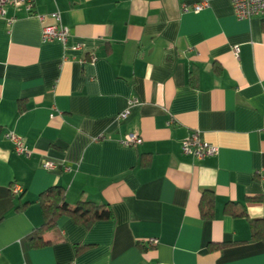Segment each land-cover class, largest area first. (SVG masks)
Segmentation results:
<instances>
[{"label":"crops","instance_id":"0c3cea01","mask_svg":"<svg viewBox=\"0 0 264 264\" xmlns=\"http://www.w3.org/2000/svg\"><path fill=\"white\" fill-rule=\"evenodd\" d=\"M4 11L0 264H264V18L238 20L230 0H37L32 15ZM57 12L66 45L42 39ZM131 133L142 145H121ZM194 133L218 153L183 154ZM55 187L69 206L95 202L113 219L86 228L64 216L49 245L33 248L39 197Z\"/></svg>","mask_w":264,"mask_h":264},{"label":"built area","instance_id":"2783aa9c","mask_svg":"<svg viewBox=\"0 0 264 264\" xmlns=\"http://www.w3.org/2000/svg\"><path fill=\"white\" fill-rule=\"evenodd\" d=\"M37 0H0V15H4V9L7 6L14 8H25L28 14L32 15L36 6ZM232 3L234 14L238 20L248 21L255 17L264 18V0H230ZM208 2H202L193 7L194 11L201 12L208 7ZM41 22L46 20L44 16H38ZM49 18L55 21V25L48 26L43 29V42L59 41L66 45L70 37V31L62 24V18L60 13H54ZM236 54L238 50H235ZM136 104L138 102H135ZM128 116V112L120 116L121 119H125ZM5 139L14 145L15 152L20 156L30 157L31 152L25 147V144L21 137L14 133L5 134ZM121 145L127 148H137L142 145V138L135 133L127 134L120 141ZM182 152L187 156H192L198 160H203L206 157L215 156L218 153V149L212 145L205 143L198 133H194L188 138L182 145ZM44 168L52 170L55 168L54 164L46 163ZM15 193H19L18 188H14ZM151 247L158 245V240H150Z\"/></svg>","mask_w":264,"mask_h":264},{"label":"trees","instance_id":"16d2710c","mask_svg":"<svg viewBox=\"0 0 264 264\" xmlns=\"http://www.w3.org/2000/svg\"><path fill=\"white\" fill-rule=\"evenodd\" d=\"M149 161L141 160L140 165L147 167ZM43 212V225L35 230L30 236L29 241L33 248H43L49 243L45 242L44 236L57 229L59 220L64 217H71L76 222L80 223L86 228L91 227L97 222L110 221L113 219L112 211L106 206L99 205L95 202L81 201L76 206L71 207L66 201L65 191L60 187H55L44 192L38 200ZM26 205H24L25 207ZM22 207V206H21ZM230 207V206H229ZM227 207L226 211L230 208ZM201 214L204 219H212L214 216V200L207 199L201 203ZM235 216H245L246 212L243 210L234 213ZM254 236L259 237L258 232L259 221H252ZM86 248V247H84Z\"/></svg>","mask_w":264,"mask_h":264}]
</instances>
